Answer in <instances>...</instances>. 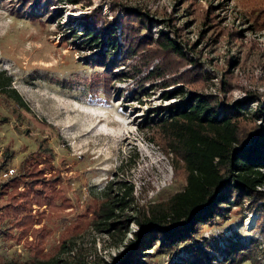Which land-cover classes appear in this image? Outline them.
<instances>
[{
	"label": "rangeland",
	"instance_id": "obj_1",
	"mask_svg": "<svg viewBox=\"0 0 264 264\" xmlns=\"http://www.w3.org/2000/svg\"><path fill=\"white\" fill-rule=\"evenodd\" d=\"M250 1L91 0V7L85 8L82 3L60 5L58 22L47 21L43 12L35 9L40 22L17 14L20 5L16 0H0V71L12 78V87L26 105L19 108L0 94V184L7 179L3 177L5 172L17 170L24 159L30 158L32 165L45 168L43 180L58 175L59 182L52 188L59 190L69 204L55 214L33 205L34 222L24 238L11 233L10 224L0 219V264H34L40 257L54 259L56 264L110 262L135 227L129 220L128 231L118 244L123 229L113 235V229L105 232L95 225L92 211L106 200L102 192L115 197L125 187L131 192L126 203L143 207L180 190L170 155L148 141L144 129L149 110L158 112L177 99H161L160 91L142 105L122 99L132 87L130 82H117L114 92L110 88L109 94L102 93L94 82L97 70L85 61L94 56V51L68 44L69 37L60 34L74 23L70 19L82 17L97 5L102 16L110 18L111 4H122L148 14L155 36L164 28L162 20L176 16V25H183V40L194 44L191 56L212 78L203 91H218L226 60L233 56L236 62L227 68L231 84L224 98L248 102L255 108L264 107V24H254L246 14L243 16ZM208 6H212L219 26L242 30L235 44L214 39L209 30L202 37L198 35L200 11ZM9 155L13 158L6 162ZM4 163L6 167H2ZM45 186L50 188L51 183ZM23 190L26 187L20 184L17 191ZM4 199L0 195V214L5 211ZM225 208L215 222L201 227L199 244L220 259L226 244L253 241L257 264H264V231L257 228L256 214L245 203ZM40 229L46 236L37 256L30 242H34L33 230ZM180 256L179 251L153 260L169 264Z\"/></svg>",
	"mask_w": 264,
	"mask_h": 264
},
{
	"label": "trees",
	"instance_id": "obj_2",
	"mask_svg": "<svg viewBox=\"0 0 264 264\" xmlns=\"http://www.w3.org/2000/svg\"><path fill=\"white\" fill-rule=\"evenodd\" d=\"M16 1L20 5L17 14L40 22L35 9L42 11L47 21L58 22L60 5L73 7L82 3L83 8L92 5L91 0ZM245 7L243 16L246 14L254 24H264V0H251ZM211 10L212 6H208L200 11L198 35L202 37L209 30L214 39L235 44L242 30L219 26ZM109 12L110 18L102 16L97 5L82 17L70 19L73 27L71 24L60 34L69 37L68 44L94 51V56L85 61L97 70L94 82L102 93L109 94L110 88L114 92L117 82H130L128 94L120 98L142 105L150 95L160 91L161 99H177L158 112L149 110L144 129L149 134L146 139L170 155L180 190L143 207L126 203L131 192L125 187L115 197L102 192L106 200L92 211L95 225L105 232L113 229V235L123 229L118 244L128 231L129 220L135 227L130 238L123 241L121 250L104 264H156L155 256L179 251L181 256L169 264H257L253 241L245 245L230 242L217 259L199 244L197 236L203 225L215 222L226 211L225 206L232 203L235 206L245 203L257 216L258 230L264 231V107L250 108L248 102L224 98L231 84L227 68L236 62L233 56L226 60L218 91H203L212 78L191 56L194 44L183 40V25H176V16L162 20L164 28L153 36V20L141 9L111 4ZM12 83V78L0 71V94L17 107L25 108ZM5 158L8 162L13 157ZM32 161L24 159L13 175L0 184V195L5 198L2 205L5 211L0 219L9 223L11 233L21 238L32 229L33 205L46 207L52 214L69 206L61 192L52 188V184L59 182L58 175L43 180L45 168H37ZM50 183L51 187L46 188ZM20 184L26 190L17 191ZM127 209L133 216L126 213ZM32 235L34 242L30 246L38 256L46 235L43 229L33 230ZM56 263L54 259L40 257L34 264Z\"/></svg>",
	"mask_w": 264,
	"mask_h": 264
},
{
	"label": "built area",
	"instance_id": "obj_3",
	"mask_svg": "<svg viewBox=\"0 0 264 264\" xmlns=\"http://www.w3.org/2000/svg\"><path fill=\"white\" fill-rule=\"evenodd\" d=\"M13 173H14V170H9L8 172H5V173L3 174V177H4V178H8V177H10L11 175H13Z\"/></svg>",
	"mask_w": 264,
	"mask_h": 264
}]
</instances>
